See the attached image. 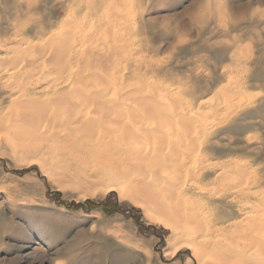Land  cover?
I'll return each mask as SVG.
<instances>
[{
	"label": "rangeland",
	"instance_id": "rangeland-1",
	"mask_svg": "<svg viewBox=\"0 0 264 264\" xmlns=\"http://www.w3.org/2000/svg\"><path fill=\"white\" fill-rule=\"evenodd\" d=\"M61 1L0 0V58L4 57L7 62L17 59L16 65L9 62L15 65L12 68L0 59L3 112L11 110L16 116L12 98L25 92L35 98L21 101L30 107L26 110L29 117L36 118L33 112L36 105H30L35 101L49 110V115L55 113L50 105L52 99L59 98H53L55 88L43 92L53 84L56 72L50 69L54 70L55 65L35 59L34 53L44 45L49 34L67 31L69 21L80 24L78 41L83 32L93 31L86 7ZM130 5L127 21L118 20L108 28L101 27L89 45H94V50L116 52V57L115 54L112 57L116 63L119 61L118 70L114 67L107 74L101 72L110 81L106 79L101 85L83 89L92 88L101 93L105 86L117 83V93L108 94L109 98L106 94L107 99H116L115 103H121L122 99H126L124 103L130 102L134 96L145 94L148 98L174 99L183 104L189 99L210 100L218 88L231 83L238 85L234 89L243 91V97L252 100L233 109L227 118L219 114L216 109L220 106L213 100L208 102L212 107L202 109L203 113L212 110V116L202 120L209 134L196 136L205 157L195 158L193 165L196 168L203 165L209 173L201 180L202 185L189 181L188 187L195 190L189 197L210 200L203 211L205 219L211 220L216 209L212 198L217 201L227 186L231 190L239 189L247 177L220 176L212 184L216 173L206 168L208 164L228 159L246 161L264 175V0H187V3L185 0H140ZM118 9L122 11L123 4ZM121 23L125 24L120 27ZM117 28L120 29L116 31ZM122 40L128 42V48ZM17 42H24L17 46L18 51L3 53L1 44L16 46ZM131 47L134 52L129 50ZM5 65L10 68L5 70ZM31 73L32 81H26ZM59 86L66 96L81 92L67 83ZM138 86L143 91L136 92ZM132 104L130 110L136 109ZM146 117H139L136 123L141 129L137 131V138L150 147L152 140L146 130L151 129L152 133L157 124L151 115ZM180 156L183 157L181 152ZM209 158L212 163L208 162ZM29 159L20 160L11 153L0 131V264H165L177 249L187 253L181 256L184 264H198L190 246L184 241L171 246L172 240L168 241L171 230L145 216L141 207L118 196L116 190L106 191L100 185L85 187L76 181L78 174L73 170L69 173L67 166L58 164L56 172L63 171L62 179L66 181L61 183L60 177L51 173V163L46 165L48 172H44L42 164L35 158ZM159 159L158 156L148 161ZM196 171L200 173L190 167L186 174L192 177ZM261 186L264 188L263 179ZM181 259L173 260L172 264H181ZM200 262L213 264L209 259Z\"/></svg>",
	"mask_w": 264,
	"mask_h": 264
},
{
	"label": "bare ground",
	"instance_id": "bare-ground-1",
	"mask_svg": "<svg viewBox=\"0 0 264 264\" xmlns=\"http://www.w3.org/2000/svg\"><path fill=\"white\" fill-rule=\"evenodd\" d=\"M132 1L140 0H67L69 3L86 7L91 21L90 28L93 31L83 32L78 41L80 24L69 21L67 31L49 34L44 45L34 53L35 59L55 65L54 70L50 69V72H56L53 84L49 88H44L46 90L43 92L45 94L50 88H55L53 98H59L50 102L51 109L55 112L52 115H49V110L38 102L30 104L36 105L34 107L36 110H33L36 114L35 119L29 117L26 112L30 107L21 102L35 98L25 92L12 98L15 102L12 110L16 112V116L10 113L11 110L3 112L0 108V131L4 133L11 153L18 155L20 160L35 158L45 167L51 163L49 169L55 176L60 177L61 183L66 181L62 179L63 171L56 172L55 168L60 167L58 164H62L64 168L67 166L70 169L69 173L73 170L78 174L79 180L76 181H80L85 187L100 185L106 191L116 190L118 196L127 198L141 207L145 216L171 230L172 237L168 239L172 240L171 246L179 241H184L190 246L198 264H202L200 261L203 259H209L213 264H264V188L261 186L264 175L259 173L257 168L246 161L242 163L240 160L231 159L207 165L206 168L216 173L212 178V184H216L220 176H234L237 179L247 177L239 189L231 190L227 186L217 196L219 198L217 201L212 198V204L216 209L211 220L205 219L203 211V207L210 200L189 197V193L195 190L188 187V182L193 181L202 185L201 180L209 173L205 172L203 165L197 168L193 165L195 158L205 157L196 136L209 134L206 130L207 125L202 120L212 116V110L203 113L202 109L212 107L208 102L212 103L213 100L216 106H220L216 109L219 114L227 118L233 109L252 101L243 97V91L241 93L236 90L238 85L223 84L210 100L189 99L183 104L180 101L176 103L174 99L148 98L144 93V95L137 93L139 96L129 99L130 102L124 103L123 100L126 99H122L121 103H115L116 99L107 97L108 94L117 93L119 90L117 83L105 86L101 93L95 92L92 88L83 89L89 85L103 83L106 79L110 81L109 77L105 78V74L110 68L117 69L119 61L115 62L116 52L94 50L92 48L94 45L89 46L90 40L101 27L108 28L118 20L127 21ZM122 4L124 12L118 9ZM26 9H29L28 5ZM195 15L193 16L196 17ZM123 25L121 23L120 27ZM127 25L126 23L125 26ZM118 29L120 28L116 31ZM127 29L125 31L128 33ZM124 36L126 37L125 34ZM122 42L128 45L127 41ZM15 44L16 46L1 44L3 53L18 51V47L24 42ZM131 49L133 48L129 50ZM113 54L115 57H112ZM11 61L16 65L17 59L13 58L7 62L4 57L2 58L3 64ZM10 65L11 68L15 67L12 63ZM4 68L7 70L10 67L5 65ZM32 77V73L27 75L26 81H32ZM60 83H67L70 88H78L81 92L68 93L66 96L60 90L62 87H58ZM110 88H113L111 93ZM137 89L138 91H134H143L139 86ZM23 97L25 98L22 99ZM17 98L19 100H15ZM131 104L132 106L135 104L139 111H136L137 107L136 109L131 107L130 110ZM144 114L151 115L157 124L154 126L156 130L154 129L152 133L151 129L146 130V134L152 140L150 147L144 146L137 138V131L141 129L136 123L138 124L139 117H146ZM180 152L183 157L180 156ZM158 156L160 159L157 162L148 161ZM208 162L212 163L210 158ZM42 165V170L48 172L47 167L44 170ZM190 167L200 170V173L196 171L192 177H188L186 171Z\"/></svg>",
	"mask_w": 264,
	"mask_h": 264
},
{
	"label": "snow or ice",
	"instance_id": "snow-or-ice-1",
	"mask_svg": "<svg viewBox=\"0 0 264 264\" xmlns=\"http://www.w3.org/2000/svg\"><path fill=\"white\" fill-rule=\"evenodd\" d=\"M185 2L187 3V0H185ZM186 254H187L186 252L182 253L180 249H177L176 252L172 254L170 259L168 261H165V264H172L173 260L181 259V256ZM181 264H184V261L182 259H181Z\"/></svg>",
	"mask_w": 264,
	"mask_h": 264
},
{
	"label": "trees",
	"instance_id": "trees-1",
	"mask_svg": "<svg viewBox=\"0 0 264 264\" xmlns=\"http://www.w3.org/2000/svg\"><path fill=\"white\" fill-rule=\"evenodd\" d=\"M92 206L94 207V204ZM103 207H104V209L108 210L106 204H103Z\"/></svg>",
	"mask_w": 264,
	"mask_h": 264
}]
</instances>
